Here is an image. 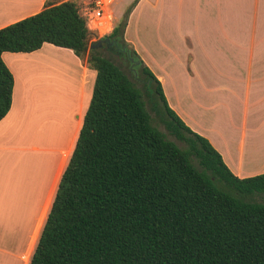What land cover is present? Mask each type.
<instances>
[{"label":"trees","instance_id":"1","mask_svg":"<svg viewBox=\"0 0 264 264\" xmlns=\"http://www.w3.org/2000/svg\"><path fill=\"white\" fill-rule=\"evenodd\" d=\"M138 1L106 36L138 62L125 58L136 82L89 48L79 0H46L39 13L0 29V121L13 90L2 53L47 43L86 58L96 73L29 264H264V174L235 177L168 107L160 82L124 41ZM146 102L183 147L152 125Z\"/></svg>","mask_w":264,"mask_h":264},{"label":"crops","instance_id":"2","mask_svg":"<svg viewBox=\"0 0 264 264\" xmlns=\"http://www.w3.org/2000/svg\"><path fill=\"white\" fill-rule=\"evenodd\" d=\"M92 1L79 0L83 7ZM45 2L0 0V29L39 13ZM132 2L114 3V10L120 7L117 20ZM144 12L163 22L155 41L138 35ZM124 41L160 82L168 107L210 143L235 177L264 174V154L257 151L259 144L264 147V0H139L128 17ZM1 59L12 75L13 90L10 110L0 121V213L19 204L28 218V238L21 252L0 249V254L6 256L4 264H29L96 73L86 58L47 43L31 53L4 52ZM68 98L76 106L64 118ZM58 132L63 140L46 147ZM247 152L251 158L246 165ZM252 161L260 164L248 169Z\"/></svg>","mask_w":264,"mask_h":264},{"label":"rangeland","instance_id":"3","mask_svg":"<svg viewBox=\"0 0 264 264\" xmlns=\"http://www.w3.org/2000/svg\"><path fill=\"white\" fill-rule=\"evenodd\" d=\"M116 1L117 0H115L114 3ZM123 1L124 0H118V2H120V4ZM114 3L111 6V12H112L114 19H116L117 14L120 10V7L119 8L117 7V9L114 10L113 9ZM120 4H119V6H121ZM120 19H118V20L116 19V21H114V25L118 24ZM163 29H164L163 28V22L161 19H159L158 21L151 20L145 15V12L142 14V16L140 17V19L138 21V31H139L138 35H139L140 39H142L143 41H150L151 39H153L155 41L156 39L153 36H155L156 34H159L158 32H163ZM91 41L96 42L95 40L94 41L91 40ZM97 50H99L100 54L104 55L105 57H107L108 59L113 61L116 65H118L125 72V74L128 75L130 80H132L133 82H136L133 79V74L130 70V65L126 61L125 57L122 54H119L118 52L114 51L113 49H107L104 46L97 48ZM52 81H53V79L50 77V82L52 83ZM50 97H51V95H50ZM57 99H58L57 97H56V99H53V100L50 99L51 102H49V106H50V104L51 105L54 104V101H58ZM71 102L72 101L68 98L67 105H65V108L67 107L66 108L67 111L64 113V114H66V116L64 118H67L69 116V114L72 112L74 106H76L74 104L75 101L72 103ZM56 104L57 103H55V106H56ZM63 107H64V105H63ZM160 109L163 111V108L161 107V105H160ZM146 110L149 112V115H150L151 120H152L151 121L152 125L154 127H156L162 134H164V136L166 137L167 140L174 142L179 147H183V144L179 143L178 141H176L173 137H171L168 134V132L165 130L164 126L162 125V123L160 122L158 117H156V115L151 111L150 106L148 105L147 102H146ZM43 112H45V111L43 110ZM48 113L50 114L49 111H48ZM49 121H50V119H49ZM47 126H45V128H48ZM58 129H60V128H58ZM43 132H44V128L41 129V134L39 133V136L41 138L44 135ZM36 135H38V134H36ZM54 139H55V141H54ZM43 140L44 141H41V142H46L45 138ZM62 140H63V134H60V132H58V134L53 139L48 140L49 144L46 143V147L52 146V143H50V141H54L55 144H57L58 141L61 142ZM42 145H44V144L42 143ZM258 146H259V147H257V151L259 152L258 155L262 156L264 154V147L260 146V144ZM241 156H242V152H241ZM250 158H251V156H250L249 152H247L246 157H245V159L247 160L246 165L248 164V160H250ZM253 162L254 161L251 162V165L249 164L247 166L248 169L252 168L253 166H257L258 164H260V162H256V163H253ZM51 168H52V166H51ZM23 181H24L25 185H27V182H28L27 179L26 180L23 179ZM252 199L255 201L260 200L257 197H252ZM17 200H18V202H21V199L18 198ZM15 206H16L15 210L12 209L13 208L12 206H9L6 210H4L2 213H0V249L10 251L13 253H19L23 249L25 242L28 238V230H27L28 229L27 228L28 218L25 215V213H22L21 210L19 211V208H18L20 206L19 204L15 205ZM23 218H25V221H23ZM5 261H6V256L0 254V264H4Z\"/></svg>","mask_w":264,"mask_h":264},{"label":"built area","instance_id":"4","mask_svg":"<svg viewBox=\"0 0 264 264\" xmlns=\"http://www.w3.org/2000/svg\"><path fill=\"white\" fill-rule=\"evenodd\" d=\"M115 0H93L83 7L82 15L86 20L88 31L93 35L92 40H100L114 29V19L111 6Z\"/></svg>","mask_w":264,"mask_h":264},{"label":"flooded vegetation","instance_id":"5","mask_svg":"<svg viewBox=\"0 0 264 264\" xmlns=\"http://www.w3.org/2000/svg\"><path fill=\"white\" fill-rule=\"evenodd\" d=\"M114 42L115 46H108L107 44H102L100 47H106L107 49H113L114 51L118 52L119 54H122L128 61L131 63L132 66L138 65V62L134 60V58L131 56L130 50L128 48H125L123 46H120L116 41L111 40ZM123 49V50H122Z\"/></svg>","mask_w":264,"mask_h":264},{"label":"water","instance_id":"6","mask_svg":"<svg viewBox=\"0 0 264 264\" xmlns=\"http://www.w3.org/2000/svg\"><path fill=\"white\" fill-rule=\"evenodd\" d=\"M102 44H107L108 46H115L113 41H111L109 38L105 37V38H102V39L98 40L97 42H94L93 44H91L89 48L91 50H95V49L99 48Z\"/></svg>","mask_w":264,"mask_h":264}]
</instances>
